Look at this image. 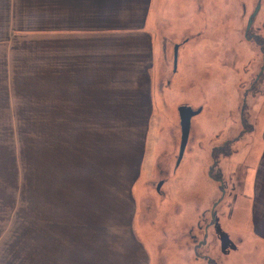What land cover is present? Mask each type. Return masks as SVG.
I'll use <instances>...</instances> for the list:
<instances>
[{"label": "rangeland", "instance_id": "1", "mask_svg": "<svg viewBox=\"0 0 264 264\" xmlns=\"http://www.w3.org/2000/svg\"><path fill=\"white\" fill-rule=\"evenodd\" d=\"M17 6L24 28L41 1ZM146 31L153 90L145 106L141 91L136 105L119 97L125 58L97 60L91 100L77 76L68 79L73 65L58 68L55 41L18 42V111L8 114L0 97V264H264L249 203L257 193L264 214V0H155ZM59 72L69 85L62 106L43 97ZM76 93L81 99H70ZM181 107L199 114L178 164Z\"/></svg>", "mask_w": 264, "mask_h": 264}, {"label": "crops", "instance_id": "2", "mask_svg": "<svg viewBox=\"0 0 264 264\" xmlns=\"http://www.w3.org/2000/svg\"><path fill=\"white\" fill-rule=\"evenodd\" d=\"M19 1L21 0H6V7H3L2 12L0 10V65L3 64L4 75L2 86L4 89L1 92V88L0 97L1 101L5 102V109L8 114L11 115V113L18 111L12 108L16 104V83L12 66L14 53L19 41H55L57 46L56 55L60 57L58 68L73 65V72L68 69V79L71 74L77 76L79 80L74 81L76 82L75 86L83 90L81 98L85 97L91 100L97 96L98 76H96L97 80H92L94 74L98 72L97 60L114 55L116 58H125L126 60L123 59L121 64L123 65V62L126 63L125 71H128L129 75L126 74L125 83H123L124 79L121 76L117 78L119 81H123L118 82L119 84L116 88H126L125 92L119 93V97H128L131 101V98L133 100L135 96V101L133 102L135 104L137 100L136 92L141 91L142 95L138 101L145 106V103L148 104V98H150L149 105L152 103L153 81L151 67L153 65V44L152 38L146 30L150 23L155 0H26L28 3L41 1V7L31 6L26 12L29 26L17 28L16 15ZM52 1L58 6V11H55L58 16L57 19L49 17L51 16L48 13L49 6L52 5L50 4ZM34 24L38 26L35 27ZM3 36L5 37L3 38ZM104 41L111 43L119 51L113 50L114 48H106ZM43 50V56L55 55L46 48ZM128 60L132 63V67H129ZM46 67L50 66L48 65V60L44 58L42 66L43 89H48L47 81L51 74ZM134 72L143 78V84L139 85L140 88L134 84ZM0 74H2L1 69ZM145 81L147 90L144 92ZM68 86L61 74L57 81H53L49 85L51 94L43 97L48 98L51 95L53 104H58L59 106L67 104V96L69 95L66 93V88ZM110 88L114 89V87ZM130 89L133 90L128 92ZM73 97L70 99L74 101L81 99L77 93ZM150 110L152 112V108ZM60 113L63 112L59 111L58 114ZM149 114L152 113L149 112ZM256 197L257 193L255 194L254 203H252L253 197L251 202H249L250 209L253 210V229L256 235L255 238L262 240L263 242H259L264 246V214H260L261 212L256 210ZM249 232L255 243L256 239L254 238L251 225ZM5 241L7 242V239L1 240L0 237V243ZM259 242L256 240V243ZM95 260L96 258H93L91 262ZM62 263H66V259L60 262V264ZM47 264H50V261H47ZM127 264H131V260H128Z\"/></svg>", "mask_w": 264, "mask_h": 264}, {"label": "water", "instance_id": "3", "mask_svg": "<svg viewBox=\"0 0 264 264\" xmlns=\"http://www.w3.org/2000/svg\"><path fill=\"white\" fill-rule=\"evenodd\" d=\"M258 11L256 12V14ZM255 14V15H256ZM252 26V21L249 24L248 31L250 30ZM178 50L179 48L177 47L175 49V68H177V63H178ZM199 112H194L191 108L188 107H181L179 109V115H180V121H181V130H182V143L180 147V155H179V162L178 164L181 163L183 160L185 150L188 144V139H189V134H190V128H191V120L194 116L198 115ZM162 187V184L159 185L158 191H160Z\"/></svg>", "mask_w": 264, "mask_h": 264}]
</instances>
